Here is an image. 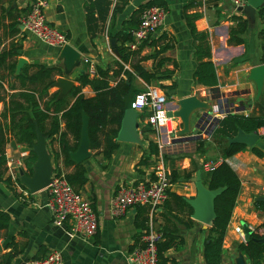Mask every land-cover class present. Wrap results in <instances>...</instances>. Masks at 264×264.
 <instances>
[{"label":"crops","instance_id":"crops-1","mask_svg":"<svg viewBox=\"0 0 264 264\" xmlns=\"http://www.w3.org/2000/svg\"><path fill=\"white\" fill-rule=\"evenodd\" d=\"M105 1L109 4V9L106 21L103 23L99 16H103ZM105 1L99 3V0L98 2L96 0H45L47 3L45 15L48 23L66 35L69 45L80 56V62L68 71L65 69L63 60L59 58L58 51L48 49L22 32L18 23L17 35L8 38L5 44L10 41L20 42L22 48L17 57V64L20 60L25 61L21 69L31 64L60 67L63 75L58 78L67 79L76 86L75 81L79 75L88 72L85 60L91 61L96 67L105 68L118 59L114 49L115 43L113 46L111 42L113 39L109 36L111 33H117L132 12L147 0H129L123 12L116 15L111 29L110 17L118 0ZM165 1L168 11L160 34L172 38L174 46L159 58H169L177 64L172 77V82L177 85V89L167 93L170 100L166 104L167 111L176 109L178 100L195 96L208 105L211 120H214L213 117L220 114L222 110L263 118L264 87L260 97L255 99V86L248 80L249 71L261 65L258 38L260 23L257 17L255 24L252 27L249 26V31L243 36L244 44L233 46L228 44L229 28L233 25L229 19L238 12L231 4L227 0H221L216 8L208 9L204 6L199 10L202 18L196 21L195 26L198 31L207 32L209 35L211 60L218 80V86L215 89H208L196 84L193 78L196 62L192 38L182 11L185 1ZM31 3L30 0H0V8L6 9L10 6L12 9L19 10V18L23 14L21 10L29 7ZM88 13L93 14L96 22L93 18L87 22ZM240 15L245 18L243 14ZM154 52V47L146 46L142 56H150ZM143 66L146 70L152 71L154 62L148 60L143 63ZM166 68L171 70L172 65L167 64ZM125 69L128 67L125 66ZM6 74L7 72L1 68L0 75L6 77ZM170 83L171 81L163 82L164 85ZM132 85L138 91L144 90L147 86L139 78H135ZM4 86L7 88L6 85ZM55 90L58 89L53 87L51 92ZM83 94L91 97L93 92L90 87H86L83 89ZM220 101L222 102L219 103L220 108H218ZM236 108L239 110L243 108V110L235 112ZM2 109L3 106L0 104V114ZM206 111L207 109L197 110L191 114L190 133L198 117ZM135 114L138 142L117 141L119 148L109 161L97 151L89 150V158L81 163L86 168L87 183L80 193L91 203L97 215L96 235L90 240L70 238L67 232L69 222L62 226H55L48 210L41 207L46 197L41 198L40 194L36 195L33 199L34 205L22 203L4 182H0V211L7 213L10 217L9 227L0 231V259L10 252L8 245L15 242L18 250L22 247V253L12 261V264L39 260L51 251H58L62 255V264H131L128 257L135 246L140 244L144 230L142 218L147 216L148 221L151 220L158 231L167 232L176 239L165 253L168 259L167 264H204L203 247L207 238V229L211 226H206L192 218L193 209L187 200L197 196V179L206 188L205 180L209 172L203 169V164L221 158L217 143L212 133L205 135L202 130L198 132L199 137L180 142L178 138L181 137L177 135L182 130V124L178 118H175L172 125L175 128L173 136L168 135L165 128H160L156 132L148 126L145 114L136 112ZM229 141L230 139L228 143ZM149 143L157 145L159 155L149 153ZM45 148L50 158L51 169L55 171L52 154L59 150L58 143L56 141L51 143L45 139ZM251 148L246 146L243 151L225 160L237 174L241 186L223 237L224 252L221 264H235L238 256L242 255L236 253L235 247L247 242L246 232L263 229L264 213L257 211L255 200L264 197V158L254 155ZM27 152L28 150L21 146L13 148L8 145L6 148L10 163L15 167L19 165L18 170L21 169L23 172ZM160 162L163 163L170 177L172 172L177 177L161 210L153 213L149 206H136L120 218H111L110 202L119 187L146 183L152 178L154 169ZM57 168L63 174L72 170V167L64 166L61 161L58 162ZM187 174L190 176L189 179H185ZM171 195L182 198L186 206ZM189 220L193 222L191 226L187 225ZM237 229H240L242 233H237ZM243 259L246 264H249L245 256Z\"/></svg>","mask_w":264,"mask_h":264},{"label":"trees","instance_id":"trees-1","mask_svg":"<svg viewBox=\"0 0 264 264\" xmlns=\"http://www.w3.org/2000/svg\"><path fill=\"white\" fill-rule=\"evenodd\" d=\"M34 2L35 0H30ZM98 2V0H96ZM105 0H99V3ZM182 8L185 23L190 31L192 45L194 48V59L196 69L193 75L196 84L208 89H215L218 80L214 64L211 60V46L207 32L197 30L195 23L202 18L199 8L205 6L208 9L216 8L221 0H184ZM106 2V1H105ZM129 0H118L113 8L110 17V29L117 14H121ZM162 7L168 11L165 0H147L132 12L129 19L123 22L121 29L110 34L109 38L115 41L117 60L105 68L96 67L97 74L90 78L88 72L80 74L76 79V86L70 92L59 98V91L51 92L58 77L63 73L60 67H47L42 64L26 65L16 75L17 57L21 50L20 42L10 41L5 44L8 38L18 33L17 19L19 10L8 6L0 8V70L7 72V76L0 75V104L3 109L0 114V182H4L18 198L14 182L6 176V148L21 146L28 150L24 159L26 177H32L34 165L37 162L36 154L32 148L37 143V133H40L51 143L56 141L59 146L57 152H53L52 158L57 168L61 161L66 167H72L71 172L65 174V178L71 187L78 193L81 192L87 183L86 168L82 164L75 165L70 160V153L77 150L82 127L83 114L88 118L89 150L97 151L109 161L114 152L119 148L116 140L122 119L136 94L141 91L134 89L132 83L135 78L142 80L147 86L158 84L167 95L174 92L177 85L172 82V77L177 69V64L169 58H159L166 51L174 46V40L165 34L157 38L143 42L137 50H129L127 44L132 40V32L136 31L139 25L141 14L150 7ZM29 7L21 10L25 13ZM109 4L104 5L103 16L99 19L104 23L107 18ZM256 17L260 23L258 38L260 41V64L264 65V4L256 10ZM93 18V14L87 15V22ZM93 21L96 22L95 18ZM229 21L233 24L229 28L228 44L239 46L244 44L243 36L249 31L247 20L240 14L233 15ZM110 31V30H109ZM146 46L155 49L154 54L142 56ZM153 60L152 71L144 68L143 63ZM172 65V69L166 65ZM125 66L128 69H125ZM171 81L169 85L163 82ZM7 88H5V86ZM90 87L93 95L86 97L83 89ZM264 126V117L256 118L241 114L229 113L215 127L212 135L220 150L223 162L212 172L206 175L205 186L208 190L214 191L220 188L224 190L214 200L215 219L210 228L207 229V238L203 247L204 264H221L223 257L222 242L225 235L231 213L240 191V180L237 174L226 163V159L243 151L244 144H230L228 139H233L239 131L245 134L256 132ZM200 145V143H199ZM199 149V147L197 148ZM251 151L259 158H264V152L256 147ZM149 153L159 155L157 145L149 143ZM187 174L185 179H189ZM171 183L177 181V177L171 173ZM17 184L24 188L20 178ZM183 206H186L182 198L172 196ZM256 208L259 213H264V202H257ZM192 210L190 209V214ZM10 217L7 213L0 211V231L9 227ZM148 217L142 218V227L145 229ZM193 222L189 220L188 226ZM264 229V224L262 225ZM163 241L158 245L159 264H167L168 259L165 253L172 247L176 240L167 232L162 233ZM264 237L252 234L246 243L235 247L236 253L246 257L249 264H264V244L256 240ZM10 252L3 255L0 264H12V261L22 253V247L18 250L17 244L11 242L8 245Z\"/></svg>","mask_w":264,"mask_h":264},{"label":"built area","instance_id":"built-area-1","mask_svg":"<svg viewBox=\"0 0 264 264\" xmlns=\"http://www.w3.org/2000/svg\"><path fill=\"white\" fill-rule=\"evenodd\" d=\"M108 1L114 2L115 0ZM227 1L235 11L247 4V0ZM46 7L45 0H35L30 4L28 10L18 18L17 23L22 32L33 37L48 49L60 52L65 45L69 44V41L63 32L48 23L45 15ZM166 17L167 12L162 7L153 6L145 10L140 16L137 30L131 33L132 40L127 44L129 50L135 51L143 42L157 38L161 33ZM85 64L88 67L89 77H95L97 74L96 65L89 60H85ZM166 104L167 97L163 91L152 86H146L144 90L135 95L130 108L136 113L145 114L146 122L151 129L158 132L160 128H165L169 135L174 134L175 128L172 125L175 118L168 116ZM224 117L225 112L222 110L220 114L213 117L214 120L210 119L204 124L202 133L208 135V130L216 125L215 119L221 120ZM255 134L259 141L264 144V126L258 128ZM222 162V158L208 161L203 164V169L206 172H212ZM6 169L7 177L14 182L18 200L34 205L33 199L39 193H31L25 186L23 188L16 183L19 178V165L13 166L7 158ZM171 186L170 174L160 162L154 169L152 178L146 183L119 187L110 202L109 214L113 219L120 218L136 206H149L153 213H157L168 199ZM45 192L46 199L41 207L48 210L55 226H62L69 222L67 232L70 238L90 240L96 235L98 219L91 203L71 187L65 178V174L61 171H52L50 183ZM237 233H242V231L237 229ZM250 234L262 236L264 229L253 230ZM244 240L246 242L245 238ZM162 241V233L149 220L143 230L140 244L130 252L128 261L131 264H159L158 245ZM24 264H62V255L58 251H51L39 260H31Z\"/></svg>","mask_w":264,"mask_h":264},{"label":"water","instance_id":"water-1","mask_svg":"<svg viewBox=\"0 0 264 264\" xmlns=\"http://www.w3.org/2000/svg\"><path fill=\"white\" fill-rule=\"evenodd\" d=\"M264 4V0H247V4L244 7H239L236 12L243 14L248 22V25L252 27L256 21V10ZM114 46L115 41L111 40ZM116 53V50H115ZM59 58L63 60L66 71L70 70L73 66L80 62V56L76 50H74L69 44L65 45L59 52ZM25 63L24 60H20L16 67V73L19 74L21 66ZM248 80L251 81L256 89V98L258 99L264 87V65H259L253 67L249 71ZM59 91V98L66 96L73 87V83L64 78H58L53 85ZM218 102V108L219 107ZM251 104V102H249ZM176 109L170 110L168 112L169 117L178 118L182 124V130L178 133V141L186 142L191 139L197 138L199 130H202L201 124H205L211 118V111L208 105L200 101L197 97L191 96L183 98L177 101L175 105ZM197 119L194 129L190 133L189 130V118L191 114L197 110H205ZM240 110H243L240 109ZM239 108L235 109V112L240 111ZM231 111V110H230ZM229 110L225 113L229 114ZM234 111V110H233ZM135 112L129 108L126 110L124 117L122 119L120 129L116 140L120 142H138V136L136 134V129L138 125L135 123ZM219 120L215 119V124H218ZM173 135V134H172ZM174 136V135H173ZM177 140V139H176ZM230 144H244L247 147H256L264 152V144L259 141L258 136L254 133L245 134L242 131L238 132V135L233 139H230ZM89 136H88V118L83 114L82 116V127H81V137L78 148L75 152L70 153V160L75 164H81L86 161L89 156ZM33 152L36 154L37 162L35 163L33 169V176L26 177L23 171L19 170V178L23 186H25L31 193H39L41 198L46 197L45 189L50 183L51 178V165L50 158L46 152L45 148V138L37 133V143L32 148ZM197 196L187 200V203L192 207L193 214L192 218L198 222L211 226L215 219L214 212V200L222 193L223 188L210 191L203 187L200 180H196ZM256 202H264V197L257 198ZM246 239L251 236L250 233L246 232ZM259 244H264V237L256 240ZM235 264H246L243 256L239 255L235 261Z\"/></svg>","mask_w":264,"mask_h":264},{"label":"rangeland","instance_id":"rangeland-1","mask_svg":"<svg viewBox=\"0 0 264 264\" xmlns=\"http://www.w3.org/2000/svg\"><path fill=\"white\" fill-rule=\"evenodd\" d=\"M151 86L159 89L160 91H163V89L158 84H156V83L152 84ZM163 93H164V91H163ZM166 97H167V95H166ZM169 101L170 100H168V97H167V102H169ZM201 127L203 128L204 127V124H201ZM215 127H216V125H213V127H211V129L208 130L209 131V134L213 133Z\"/></svg>","mask_w":264,"mask_h":264},{"label":"bare ground","instance_id":"bare-ground-1","mask_svg":"<svg viewBox=\"0 0 264 264\" xmlns=\"http://www.w3.org/2000/svg\"><path fill=\"white\" fill-rule=\"evenodd\" d=\"M173 127V126H172Z\"/></svg>","mask_w":264,"mask_h":264}]
</instances>
